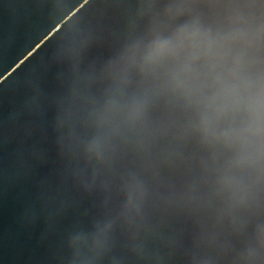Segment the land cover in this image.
<instances>
[{"label":"water","instance_id":"95a60500","mask_svg":"<svg viewBox=\"0 0 264 264\" xmlns=\"http://www.w3.org/2000/svg\"><path fill=\"white\" fill-rule=\"evenodd\" d=\"M0 264H264V0H0Z\"/></svg>","mask_w":264,"mask_h":264},{"label":"clouds","instance_id":"9594fccd","mask_svg":"<svg viewBox=\"0 0 264 264\" xmlns=\"http://www.w3.org/2000/svg\"><path fill=\"white\" fill-rule=\"evenodd\" d=\"M165 47H166L165 44H160V45L157 46V51H161V50H163Z\"/></svg>","mask_w":264,"mask_h":264}]
</instances>
